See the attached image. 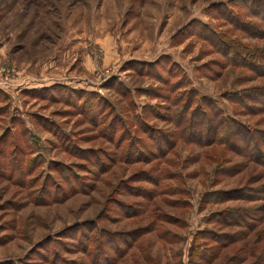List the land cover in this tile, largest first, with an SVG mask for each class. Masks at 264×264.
Instances as JSON below:
<instances>
[{"label": "rangeland", "instance_id": "374dc122", "mask_svg": "<svg viewBox=\"0 0 264 264\" xmlns=\"http://www.w3.org/2000/svg\"><path fill=\"white\" fill-rule=\"evenodd\" d=\"M250 2L0 0V264H264Z\"/></svg>", "mask_w": 264, "mask_h": 264}, {"label": "trees", "instance_id": "16d2710c", "mask_svg": "<svg viewBox=\"0 0 264 264\" xmlns=\"http://www.w3.org/2000/svg\"><path fill=\"white\" fill-rule=\"evenodd\" d=\"M250 3H252L250 5L251 9L255 10L258 13V15H261V18H264V2L256 3V4H253V2H250ZM228 54H229V52H228ZM234 54H240V53L236 52ZM241 55L244 56L243 53H241ZM228 57H229V55H228ZM229 59H230V57H229ZM231 61L232 60L230 59V62ZM232 62H234V61H232ZM245 64H247V66H250V63H245ZM217 117H218V122L222 123L221 125H225V123H223V122H225L224 119L220 116V114L218 112H217ZM183 123L184 122L179 123V124L182 125ZM232 130H233V128H232L231 125L225 127V131H226V133H228V137L235 138V135L238 134L240 131H238L237 133H233ZM242 132L244 133V135L242 133H241V135H243L245 137L246 141L253 142V137H252V135L249 133V131L247 129H243ZM240 139H242V138H240ZM252 150H253V153H259L260 148H259L258 144L253 143ZM251 155L253 156V154H251Z\"/></svg>", "mask_w": 264, "mask_h": 264}]
</instances>
